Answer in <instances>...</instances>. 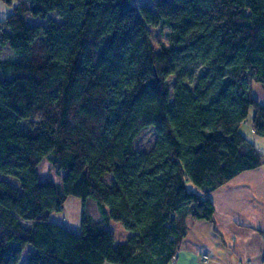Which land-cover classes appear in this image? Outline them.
I'll return each instance as SVG.
<instances>
[{"label": "trees", "instance_id": "1", "mask_svg": "<svg viewBox=\"0 0 264 264\" xmlns=\"http://www.w3.org/2000/svg\"><path fill=\"white\" fill-rule=\"evenodd\" d=\"M1 1L0 173L19 187L0 179V264H170L186 216L211 220L207 194L264 164L239 130L252 108L264 136L250 94L264 86V0ZM147 25L168 27V42L154 47ZM149 126L154 142L137 151ZM46 156L60 182L38 179ZM69 196L78 228L49 218Z\"/></svg>", "mask_w": 264, "mask_h": 264}, {"label": "crops", "instance_id": "2", "mask_svg": "<svg viewBox=\"0 0 264 264\" xmlns=\"http://www.w3.org/2000/svg\"><path fill=\"white\" fill-rule=\"evenodd\" d=\"M10 11L0 0V20ZM250 94L264 104V86L252 81ZM241 124L240 132L264 151V136L256 135L252 125ZM188 188L196 190L191 183ZM207 196L214 205L213 218L186 216V234L170 264H264V164L236 174ZM81 214V200L69 196L62 211L49 218L78 228Z\"/></svg>", "mask_w": 264, "mask_h": 264}, {"label": "rangeland", "instance_id": "3", "mask_svg": "<svg viewBox=\"0 0 264 264\" xmlns=\"http://www.w3.org/2000/svg\"><path fill=\"white\" fill-rule=\"evenodd\" d=\"M132 4L136 7L139 8L141 6H148L152 7V2L151 0H132ZM48 16H53L52 12L49 13ZM24 18L26 20V24L31 26L35 24H45L47 18H41V17H36L32 16L28 13L24 15ZM149 34H150V39L154 47L158 48V43L159 42H168V36L167 33L169 31V28L166 26H152V25H147ZM202 72V68L200 66H196L194 73L198 74ZM174 80V76H169L167 79V82L169 84L172 83ZM252 108L250 109V112L248 114L247 120L243 122L241 125H248L251 126L252 123ZM155 138L154 130L151 126L145 127L140 130V132L137 134V136L134 139V147L137 151H147L153 144ZM38 171V179L39 180H44L46 178H51L53 181L60 182L61 176L63 175V171L56 170L50 163L49 158L46 156L44 157L41 162L39 163L37 167ZM0 179L7 180L10 182L12 185L19 187V181L17 178L11 175L3 174L0 173ZM106 180H109V176H106ZM87 212L91 214L98 213L96 204L94 200L89 199L88 200V205H87ZM106 229H108L112 235L114 236L115 242H123L126 240V238L130 235V232L126 230L120 222L110 220L108 224L106 225ZM27 249V248H26ZM26 249L24 251H26ZM18 264H25V254L22 255L20 261Z\"/></svg>", "mask_w": 264, "mask_h": 264}]
</instances>
